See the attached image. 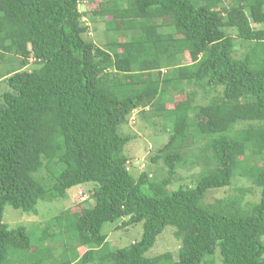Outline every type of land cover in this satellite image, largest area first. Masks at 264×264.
<instances>
[{
    "label": "trees",
    "instance_id": "obj_1",
    "mask_svg": "<svg viewBox=\"0 0 264 264\" xmlns=\"http://www.w3.org/2000/svg\"><path fill=\"white\" fill-rule=\"evenodd\" d=\"M81 1L0 0V264H264V0H102L89 14ZM84 17L110 18L103 42ZM136 110L170 126L150 157L160 179L129 170ZM199 165L193 187L171 189ZM237 175L258 201L205 202ZM87 185L37 232L3 222L6 206L36 216ZM123 219L141 236L112 248L103 228ZM166 227L176 258L145 256Z\"/></svg>",
    "mask_w": 264,
    "mask_h": 264
},
{
    "label": "rangeland",
    "instance_id": "obj_2",
    "mask_svg": "<svg viewBox=\"0 0 264 264\" xmlns=\"http://www.w3.org/2000/svg\"><path fill=\"white\" fill-rule=\"evenodd\" d=\"M101 1L102 0H82L79 4L78 10L80 12L89 14L91 13V11L97 9L98 3H100ZM109 19L110 18L107 17L100 20L94 19L93 21H90L87 17H84L83 21L86 23V25H88L87 37L95 42H97L96 39L100 40V42H103L105 38L101 40L103 38V34L100 33V31L105 29V21ZM252 26L257 28L261 27L257 24H252ZM228 34L231 36L235 35L231 31H229ZM118 37L120 41H123V36L118 35ZM244 51L245 48L241 46L240 43L236 44V55H240ZM184 56V62L189 63L190 59L188 57V54L186 53ZM33 67L35 66H33L32 62H29L25 70H31ZM6 90V85L4 84L3 80H0V97L1 94ZM173 100V102L181 101L184 100V97L176 96L175 98H173ZM170 105L172 106V103H170ZM163 123L164 122L161 119L157 118L151 122L144 121L136 110L129 117L127 125H124L122 127L121 131L123 133L135 136V138L130 141V143L125 148V154L130 157L129 170L135 177H137L144 171L149 172V175H152V178L156 177L157 179H160L165 176L166 170L162 163L159 161L155 164L150 160V157L153 156L156 150L163 144H165L168 139L170 126L165 123L164 126ZM194 152L195 153L189 151V153L187 154L188 157L191 154L193 156L197 155L198 151ZM186 153L187 151H185V154ZM250 165H252V160H250ZM199 171L200 165L194 167L189 166L185 169H179L177 172V176H179V179L171 186V189L175 190L176 188L181 186L187 188L193 187L194 179L197 177ZM91 188V185L74 187L66 192V196L63 199H56L53 202H39L37 205L38 213L36 214V216L22 214L20 211L14 210L10 206H6L3 213V222L7 225H10L11 228H14L17 225H22L26 228L35 227L36 229L32 231L37 232L40 230H37V226H39L40 223L51 219L52 217L56 216L61 211L68 209L72 205L84 201L86 197L89 196L88 191H90ZM241 190L245 191L243 196L244 202L253 203L258 201L259 191L253 186L251 180L237 175L232 180L230 186L223 189L209 190L206 194L205 202L210 203L214 202L215 200L240 195ZM82 192L86 193V195H82ZM80 196L83 198H80ZM124 221L125 219L112 226L106 224L103 228V231L108 233V242L110 243L112 248L125 247L131 242L139 240L141 236L142 228L140 224H137L133 227H124L121 226L122 222ZM178 248L179 241H177V239L174 237L173 228L166 227L163 232L157 237L154 246L145 254V256L152 257L164 252H170L173 257L176 258ZM78 251L80 254H82L84 249H79Z\"/></svg>",
    "mask_w": 264,
    "mask_h": 264
}]
</instances>
